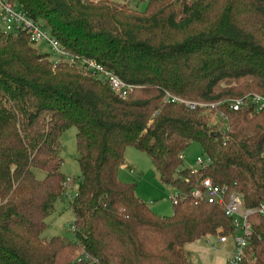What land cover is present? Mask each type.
I'll use <instances>...</instances> for the list:
<instances>
[{
	"label": "trees",
	"instance_id": "16d2710c",
	"mask_svg": "<svg viewBox=\"0 0 264 264\" xmlns=\"http://www.w3.org/2000/svg\"><path fill=\"white\" fill-rule=\"evenodd\" d=\"M15 1L71 55L134 90L121 100L77 67L55 65L27 36L0 33V264H193L186 245L231 232L222 208L191 197L197 185L224 184L245 209L264 203V110L229 108L264 94V0H150L143 11L114 0ZM71 127L81 171L70 203L75 241L46 240L66 193L60 138ZM192 144L212 160L206 170L192 173L180 159ZM128 148L175 189L171 217L119 181ZM250 220L252 264H264V221Z\"/></svg>",
	"mask_w": 264,
	"mask_h": 264
},
{
	"label": "built area",
	"instance_id": "2783aa9c",
	"mask_svg": "<svg viewBox=\"0 0 264 264\" xmlns=\"http://www.w3.org/2000/svg\"><path fill=\"white\" fill-rule=\"evenodd\" d=\"M150 0H140L139 2H149ZM0 33L13 38H19L22 35L28 37L29 42L35 47L38 43H44L50 46L51 50L57 57L56 61H52L55 65L67 63L69 66L77 67L84 75H89L99 79L103 84L108 85L113 94L121 100H126L134 90V87L127 85L121 79L111 72L106 71L101 65L92 60H83L77 56L71 55L65 47L54 37L50 32L39 22L30 17L15 0H0ZM168 101L185 105L190 110L196 108H206L207 105L194 102H187L176 98H171L167 95ZM253 106L258 111L264 110V94H251L241 99H234L229 102L230 110L239 112L242 108ZM224 121L227 118L220 115ZM183 161V156L180 157ZM210 158H198L197 169L206 170L211 166ZM72 181L66 180L67 187ZM191 197L196 203H206L222 208L227 219L231 221V232L227 235L221 233L220 230L215 236L205 238L208 245H212L210 238H216V244H226L229 238L232 239L233 252L226 264H252L254 254L251 250V239L253 236V225L251 218L255 215L261 217L264 221V203H261L255 208L245 209L243 207L242 197L236 193H231L226 185L216 184L213 180L204 179L197 185L191 193ZM178 194L175 195L177 203ZM75 228L73 227V231Z\"/></svg>",
	"mask_w": 264,
	"mask_h": 264
},
{
	"label": "rangeland",
	"instance_id": "374dc122",
	"mask_svg": "<svg viewBox=\"0 0 264 264\" xmlns=\"http://www.w3.org/2000/svg\"><path fill=\"white\" fill-rule=\"evenodd\" d=\"M98 1V0H97ZM140 0H114L116 3H126L134 8ZM146 2L139 5V10L143 11ZM35 49L47 55L49 60L56 61L57 57L50 46L44 43L35 45ZM219 123V119L213 118L212 124ZM77 129L74 127L66 130L61 138V158L64 163L61 168L62 174L70 183L66 187L65 197L59 199L55 204V213L47 219V228L42 235L43 239L51 240L61 238L65 242H74L75 235L73 227L75 217L71 210L70 203L78 188L81 171L77 161ZM205 158L202 148L197 144H192L183 154V163L186 168L197 169V159ZM39 178H43V173L37 172ZM119 181L124 184L135 186L136 196L144 202L151 210L160 217H171L174 213L173 201H175L176 191L172 186L163 185L153 166L151 159L135 148H128L125 152V164L118 173ZM212 245H208L205 239L186 245L185 250L189 253L193 264H226L230 258L229 253L233 248L232 239L229 238L226 244H216V238H210Z\"/></svg>",
	"mask_w": 264,
	"mask_h": 264
},
{
	"label": "crops",
	"instance_id": "0c3cea01",
	"mask_svg": "<svg viewBox=\"0 0 264 264\" xmlns=\"http://www.w3.org/2000/svg\"><path fill=\"white\" fill-rule=\"evenodd\" d=\"M137 6H139V3L137 4ZM232 252H233V248H232V250L230 251L229 256H231Z\"/></svg>",
	"mask_w": 264,
	"mask_h": 264
}]
</instances>
